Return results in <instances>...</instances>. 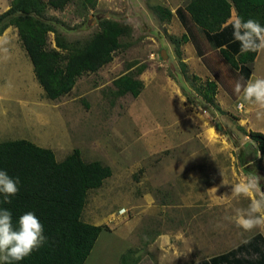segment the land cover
<instances>
[{"label": "rangeland", "instance_id": "rangeland-1", "mask_svg": "<svg viewBox=\"0 0 264 264\" xmlns=\"http://www.w3.org/2000/svg\"><path fill=\"white\" fill-rule=\"evenodd\" d=\"M188 1L72 0L63 11L48 9L60 39L73 46L86 44L102 18L125 27L112 62L80 76L54 101L38 85L17 29L8 30L9 50L0 49V142L26 140L52 150L57 161L78 149L83 161L112 170L88 192L82 212L84 222L107 227L84 264H193L264 236L223 219L249 203L231 196L232 188L255 172V143L246 132L264 133V119L256 118L254 105L240 106L234 84L264 77V50L257 51L246 81L241 68L227 64L221 48L234 57L240 52L234 10L222 32L196 31L202 55L191 40L176 46L185 29L175 15L161 19L157 9L174 13ZM47 40L55 48L54 34ZM132 63L146 66L138 77L143 90L137 98H115L112 81ZM207 80L217 83L222 112L199 96ZM162 236L169 245L161 251L156 242Z\"/></svg>", "mask_w": 264, "mask_h": 264}, {"label": "trees", "instance_id": "trees-1", "mask_svg": "<svg viewBox=\"0 0 264 264\" xmlns=\"http://www.w3.org/2000/svg\"><path fill=\"white\" fill-rule=\"evenodd\" d=\"M72 0H11L8 10L0 14V36L6 29H17V35L32 67L38 85L51 101L67 95L78 78L96 73L112 62L121 47L125 27L118 22L102 18L99 31L83 46L65 44L59 33L46 18L48 9L63 11ZM244 20L256 19L264 26V0H189L174 13L159 7L158 16L170 20L175 15L186 34L176 41V46L191 40L200 56L196 31L213 35L228 28L232 11ZM54 34L55 48H49L47 36ZM189 36V37H188ZM225 48V47H224ZM221 48L227 64L242 69L245 81L252 73L256 52H239L233 56ZM183 71L186 65L180 63ZM132 69V70H131ZM146 66L132 63L127 72L112 81L114 97L130 95L137 98L143 90L138 78ZM188 81L189 78L185 77ZM201 100L222 112L216 104L217 83L207 80L198 90ZM188 96V95H187ZM242 129V128H241ZM246 135L255 143V172L264 179V133L248 131ZM259 151L260 158L256 159ZM0 170L12 178H19V192L11 197V204L0 207L11 211L13 225L18 218L32 211L44 226V243L29 256L12 264H84L106 226L86 223L82 212L88 192L100 188L112 175L109 166L99 161L85 162L80 150L74 149L63 160L57 161L52 150L26 140L0 142ZM124 261V260H123ZM126 264V263H124ZM201 264H264V236L255 234L231 251L212 257Z\"/></svg>", "mask_w": 264, "mask_h": 264}, {"label": "clouds", "instance_id": "clouds-1", "mask_svg": "<svg viewBox=\"0 0 264 264\" xmlns=\"http://www.w3.org/2000/svg\"><path fill=\"white\" fill-rule=\"evenodd\" d=\"M233 38L239 42L241 53L264 50V26L256 19L244 20L237 16L233 21ZM234 92L241 101V107L244 104L254 105L257 109L256 118L264 119V77L253 76L246 82L238 80L234 84ZM256 156L260 157L259 151ZM260 180L255 173H249L233 185L231 196L247 197L249 203L246 208H236L234 215H226L224 220L244 231L264 230V189L261 188ZM18 185L19 178L14 179L6 171L0 170V198L3 204H11L10 198L19 192ZM44 243V226L34 212L22 214L14 226L11 211L0 207V264L22 261Z\"/></svg>", "mask_w": 264, "mask_h": 264}, {"label": "crops", "instance_id": "crops-1", "mask_svg": "<svg viewBox=\"0 0 264 264\" xmlns=\"http://www.w3.org/2000/svg\"><path fill=\"white\" fill-rule=\"evenodd\" d=\"M43 1L46 2L47 0H43ZM9 6H10V2L7 3V4L5 5V3H3V0H2V3H0V14L3 13V12H5L6 10H8ZM9 29H12V27L6 29L5 32L0 36V49H4L5 51H6V50H7V51L9 50V45H8V42L6 41V38H7V34H8V30H9ZM12 30H14V29H12ZM14 32H15V31H14ZM18 40H19V39H18ZM5 43H7V45H5ZM13 47H14V46H13ZM0 96H1V94H0ZM44 96H45V95H44ZM13 140H15V139H13ZM156 245H157V248H158L159 250L162 251V250L167 249V247H168V245H169V242L165 240L164 236H162V237H160V238L157 240ZM239 245H240V244H239ZM239 245H238V246H239ZM236 247H237V246H236ZM236 247H234V248H236ZM234 248H232V249H234ZM232 249H230L229 251H231ZM229 251H227V252H229ZM227 252H224V253H227ZM224 253H221V254H224ZM221 254L211 256V257H209V258H207V259H203V260H201V261H199V262H196V263H193V264H201V263H203V262H207V263H209V260H210L212 257H216V256H219V255H221Z\"/></svg>", "mask_w": 264, "mask_h": 264}, {"label": "water", "instance_id": "water-1", "mask_svg": "<svg viewBox=\"0 0 264 264\" xmlns=\"http://www.w3.org/2000/svg\"><path fill=\"white\" fill-rule=\"evenodd\" d=\"M161 56L164 57V56H163V52H162Z\"/></svg>", "mask_w": 264, "mask_h": 264}]
</instances>
